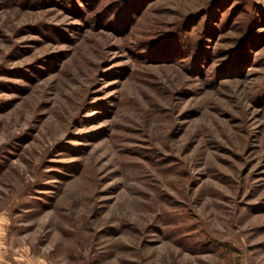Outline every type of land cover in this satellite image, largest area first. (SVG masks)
Wrapping results in <instances>:
<instances>
[{
    "label": "rangeland",
    "instance_id": "374dc122",
    "mask_svg": "<svg viewBox=\"0 0 264 264\" xmlns=\"http://www.w3.org/2000/svg\"><path fill=\"white\" fill-rule=\"evenodd\" d=\"M0 264H264V0H0Z\"/></svg>",
    "mask_w": 264,
    "mask_h": 264
}]
</instances>
